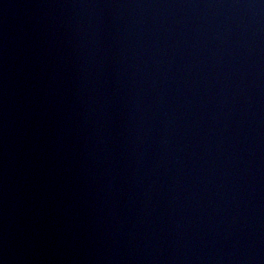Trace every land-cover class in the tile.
Wrapping results in <instances>:
<instances>
[{"label":"water","instance_id":"obj_1","mask_svg":"<svg viewBox=\"0 0 264 264\" xmlns=\"http://www.w3.org/2000/svg\"><path fill=\"white\" fill-rule=\"evenodd\" d=\"M0 264H264V0H0Z\"/></svg>","mask_w":264,"mask_h":264}]
</instances>
